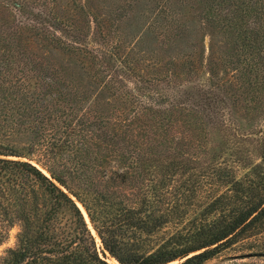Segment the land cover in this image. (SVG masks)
Returning <instances> with one entry per match:
<instances>
[{"label":"trees","instance_id":"trees-1","mask_svg":"<svg viewBox=\"0 0 264 264\" xmlns=\"http://www.w3.org/2000/svg\"><path fill=\"white\" fill-rule=\"evenodd\" d=\"M59 5L56 0H0L1 8L19 16L17 29L27 28L41 43L68 53L90 54L102 73H95L94 81L122 103L117 113L105 116L83 88L31 58L17 41L13 22L0 29V245L7 230L19 225L17 246L0 255V264H112L109 258L121 264H204L264 233V139L257 137L261 162H252L239 176L231 163L219 161L224 154L173 152L169 134L175 110L190 116L189 133L198 121L214 122L227 84L258 93L264 108V0L203 1L199 16L209 31L223 35L228 51L217 53L214 36L206 47L203 36L195 55L198 66L205 67L202 74L190 66L196 64L193 59L180 66L184 72L190 66L189 73L198 76L192 85L182 80V71L169 78L157 71L145 77L144 68L161 62L151 65V58L148 63L144 56L131 57L116 32H105L96 10H87L89 28L95 24V35L88 36L72 19L58 15ZM163 81L165 89L157 84ZM231 96L239 97L236 92ZM228 118L219 121L228 142L224 149L241 160V143L256 134L240 132ZM191 141L202 146L199 138ZM201 160L197 174L191 164ZM112 161L126 164V170L107 172ZM164 165L192 175L178 184L169 203L163 196V170H155ZM137 169L141 181L133 174ZM156 171L162 178H156ZM195 174L205 181L192 180ZM208 185L225 189L212 193L200 212L163 237L167 222H185L190 195ZM248 247L254 252L240 258L264 256V244Z\"/></svg>","mask_w":264,"mask_h":264},{"label":"rangeland","instance_id":"rangeland-1","mask_svg":"<svg viewBox=\"0 0 264 264\" xmlns=\"http://www.w3.org/2000/svg\"><path fill=\"white\" fill-rule=\"evenodd\" d=\"M56 1L61 5L56 9L58 15L64 19H72V22L78 26V28L89 33L88 36L90 34L93 36L95 35V24H92L91 28L88 26V20H91V18H89L90 16L88 15L87 10L90 7L92 10H96V12L104 18L103 24L107 34L113 31L114 34L116 32L121 37L122 48L126 50V52L129 51L131 57L142 58L144 56L146 58L145 61L148 63L150 62L149 58H151V65L155 62H161L158 63L160 65L156 66L155 64L154 67L147 66L144 68L142 73L145 77L150 76L151 72L157 71L160 76H168L169 78L175 71H182L181 74L184 77L181 79L183 81L184 79L187 80V84L192 85V83L197 80L196 77L198 76L189 73L190 66L195 68V70H198L199 75L202 74V69L205 68L203 66H198V60L195 56L197 51L201 50L200 44L203 36H205L203 40L206 47L209 45V38L211 40L214 36L217 53H219V50L228 51V46L225 44L226 39L223 35L217 29H215L214 33L212 32L213 29L209 31V29H207L209 27L205 24L206 21L204 22L199 16V11H204L203 1L206 0ZM83 5H85V8L82 7ZM18 17L19 16H12L7 10L0 7V29H5L8 25L11 26V22H13V27H11V29L18 31L17 37L19 38L17 41L22 44V46L28 48L29 55L33 60H38L43 65V68L49 67L57 70L61 79L66 83L72 84L71 86L83 88L82 90L85 91L86 98H90L91 101L93 99L96 100L97 102L95 105L101 109L105 116H111V112L114 110V112H118L117 109L121 107L119 105L122 102L112 96L109 91L105 90L107 91V93H105L103 83L100 82L97 84V82L94 81V74L98 73L100 77L102 76V73L93 63L90 54H71L70 52L68 53L64 51V49L49 44L48 42L41 43L40 38L36 36L33 31L27 30V28L17 29L14 27V25L18 23ZM138 53L141 55H138ZM185 54L189 55L185 57ZM187 58L189 60L193 59L196 64H191L190 66L185 67L184 72V69L180 70V66L184 60H187ZM220 72L223 73V69H220ZM176 80H173L172 85L175 84L174 82ZM92 81H94V84H92ZM132 81L133 80L129 81L127 86L128 89L133 86ZM178 82L180 83V80ZM157 84L164 89L167 86V82L165 81ZM175 86L178 87L179 84H176ZM226 89L228 91L224 96L225 101L222 103L219 112L215 114L217 118L214 122L209 124H204L202 121L194 122L195 124L191 126L193 129L190 128L191 133H189L185 125L186 120H190V116L185 112L180 113L175 110L173 112V128H171L169 134L174 139L173 152L176 150H190V152H195V150L205 151V149H207L209 152L213 153L214 156V153L216 152L220 155L224 154V159L221 158L219 161L224 160L229 164L231 163L236 169V174L242 176L249 170L246 166L251 165L252 162H261L257 150V137L260 136L264 139V108L258 99V93H255L253 90L249 91L248 89H243L244 93H242V89L231 87L228 84ZM234 92H236L239 97L231 96ZM224 115L229 117L228 122H232L240 132L245 134L253 132L256 134L255 137L250 139L246 138V140L241 143V160L234 158L233 154L227 155V152H225L226 149H224V147L228 142L223 140V123H219L220 120L223 121ZM112 118H114L113 115ZM206 118L207 117H205V119ZM189 123L191 125V121H189ZM229 133L234 134V129L229 130ZM191 134L194 135L193 138H190ZM197 138H199V143L202 145L200 147L191 141L193 139L196 140ZM229 146L231 148L233 147V145L231 146V143ZM156 149L160 150V148ZM228 152L231 153V151ZM39 155L40 154L38 153L32 158H39ZM40 159L43 160V158ZM208 160L211 161L210 158ZM202 163H204V160L192 163L191 166L194 167L192 171L195 170L198 174L201 170L200 166ZM126 168V164H121L115 161L109 162L105 166L107 172H110L112 169L125 171ZM43 170L46 174L50 175L46 169L43 168ZM155 170H163V183H165V186H163V196L166 195L167 203H169L173 196L175 197L178 184L185 178H190V176H192L188 173H186V175L183 174L181 168L178 166H171L168 168L164 165L163 169H161V167H155ZM157 171L155 174L158 177L156 178H162L161 172L157 173ZM168 171H170V173H168ZM135 172L136 173L133 172L134 176L141 181L142 177L140 175L138 176V169L135 170ZM197 174H195V177H193L192 180L205 181V176H199ZM205 184L208 183L205 182ZM122 187H124L123 189L127 188L128 191L131 190L127 185H123ZM224 189V185H208L204 189H200V191H195L191 194L190 199H188L185 205V208L188 210V215L184 220L185 222L179 224L173 221L167 222L163 227V237H165L164 235L173 232L179 226H182V224L187 223L189 218L200 212L202 206L209 200L212 193L214 195V193L220 192ZM78 204L84 211L88 220L84 207L81 203L78 202ZM163 207L166 208L167 206L163 204ZM92 230L96 236L97 244L100 246V238L96 231L94 229ZM7 231L6 238L0 245V255L4 254L6 249L17 246L19 225H14ZM254 242L264 244V233L259 234L258 237L247 238L241 243L223 250L204 264H264V256L239 257L241 254L254 252L255 249H249L251 247H248L249 244H254ZM110 259L113 258H109L108 261ZM180 261L181 260H176L174 264H177Z\"/></svg>","mask_w":264,"mask_h":264},{"label":"bare ground","instance_id":"bare-ground-1","mask_svg":"<svg viewBox=\"0 0 264 264\" xmlns=\"http://www.w3.org/2000/svg\"><path fill=\"white\" fill-rule=\"evenodd\" d=\"M109 262H111L112 264H121L118 261H116L115 259H110ZM174 263H175V261L168 263V264H174Z\"/></svg>","mask_w":264,"mask_h":264},{"label":"water","instance_id":"water-1","mask_svg":"<svg viewBox=\"0 0 264 264\" xmlns=\"http://www.w3.org/2000/svg\"><path fill=\"white\" fill-rule=\"evenodd\" d=\"M85 210V209H84ZM86 212V211H85ZM86 215H87V213H86ZM87 217H88V215H87ZM88 220H89V217H88ZM181 261H183V260H181Z\"/></svg>","mask_w":264,"mask_h":264}]
</instances>
